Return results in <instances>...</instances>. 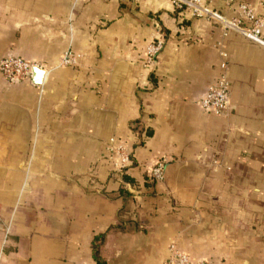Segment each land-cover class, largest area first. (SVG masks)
Instances as JSON below:
<instances>
[{
  "label": "crops",
  "instance_id": "crops-1",
  "mask_svg": "<svg viewBox=\"0 0 264 264\" xmlns=\"http://www.w3.org/2000/svg\"><path fill=\"white\" fill-rule=\"evenodd\" d=\"M240 1L264 15V0ZM69 49L80 63L59 65ZM221 50L232 107L217 115L200 99ZM4 55L46 70L16 83L0 73V264H96L98 233L104 264H168L171 241L208 264H264L263 45L170 0H0ZM110 137L129 150L128 178Z\"/></svg>",
  "mask_w": 264,
  "mask_h": 264
},
{
  "label": "built area",
  "instance_id": "built-area-1",
  "mask_svg": "<svg viewBox=\"0 0 264 264\" xmlns=\"http://www.w3.org/2000/svg\"><path fill=\"white\" fill-rule=\"evenodd\" d=\"M177 8L188 10L190 14L197 18H203L209 22L219 25L223 35L233 31L245 39L264 46V15L257 14L254 8L247 2L240 0H221L227 6L236 5L237 15L227 17L215 8L210 7L206 0H170ZM162 34H157L145 45L143 50V65L147 68L153 67L157 57L164 47ZM221 62L220 74L205 89L200 106L205 113L225 114L231 105L230 82L226 73L225 52H219ZM82 59L80 52L71 49L66 50L60 56L59 65L77 66ZM46 70L43 63L36 60H27L16 55L0 56V73L9 83H16L21 80H30L33 70ZM107 157L111 160L113 168L122 173L130 163V154L124 143L118 142L114 137H110L105 146ZM167 158L162 156L154 161L150 168V176L154 180H161L164 177ZM168 264H208L204 259H196L178 247L171 241L168 245ZM86 264V263H73Z\"/></svg>",
  "mask_w": 264,
  "mask_h": 264
},
{
  "label": "trees",
  "instance_id": "trees-1",
  "mask_svg": "<svg viewBox=\"0 0 264 264\" xmlns=\"http://www.w3.org/2000/svg\"><path fill=\"white\" fill-rule=\"evenodd\" d=\"M122 178H128L127 174L125 173V170L122 172ZM104 233H98L94 236L93 242H92V250H93V256L96 260V264H104V260L101 258L99 254V245L104 240Z\"/></svg>",
  "mask_w": 264,
  "mask_h": 264
},
{
  "label": "water",
  "instance_id": "water-1",
  "mask_svg": "<svg viewBox=\"0 0 264 264\" xmlns=\"http://www.w3.org/2000/svg\"><path fill=\"white\" fill-rule=\"evenodd\" d=\"M35 74H36L38 77L41 78L42 75L44 74V72H43V70H40V69H34V70H33V76H34Z\"/></svg>",
  "mask_w": 264,
  "mask_h": 264
}]
</instances>
